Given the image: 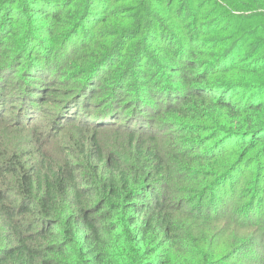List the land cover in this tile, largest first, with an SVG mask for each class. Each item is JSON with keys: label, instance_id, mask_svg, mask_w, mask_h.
I'll use <instances>...</instances> for the list:
<instances>
[{"label": "trees", "instance_id": "1", "mask_svg": "<svg viewBox=\"0 0 264 264\" xmlns=\"http://www.w3.org/2000/svg\"><path fill=\"white\" fill-rule=\"evenodd\" d=\"M202 15L193 0H0V108L14 89L25 101L20 123H0L32 129L36 144L18 152L0 143V264H232L172 195L162 150L147 145L140 100L165 96L153 71L185 83L166 119L194 134L193 148L206 141L196 130L209 126L214 152L193 156L195 179H215L233 153L264 149V84L218 77L263 73L264 30L230 16L226 28L205 33ZM84 26V40L70 45ZM248 32L255 42L243 58ZM37 35L51 49L35 52ZM59 50L58 67L34 68L32 58ZM10 68L17 80L4 74ZM66 128L67 144H58ZM111 129L126 139L111 144Z\"/></svg>", "mask_w": 264, "mask_h": 264}, {"label": "rangeland", "instance_id": "2", "mask_svg": "<svg viewBox=\"0 0 264 264\" xmlns=\"http://www.w3.org/2000/svg\"><path fill=\"white\" fill-rule=\"evenodd\" d=\"M193 1L199 7V12L203 14V19H201L199 24L200 26H205L203 29L205 33L214 30V28H226V25L231 22L230 16L250 18L249 20H244L245 28L250 30L258 26L257 28L264 30V0ZM251 3L257 8L251 6ZM235 6L238 9H235ZM46 23L48 22L38 21V24L35 26H38L39 29H44ZM178 26L180 25L174 26V28L176 27L177 29ZM85 31H88L86 26L81 29L78 39L70 41V45L75 42H79L80 44L84 40L83 33ZM224 33H227V31ZM249 33H246L245 36L243 35V39L245 40L244 46H246L243 58H246L250 54V51L253 50V45L251 44L255 42L253 39H248L247 34ZM225 35L220 33L217 35V38H225ZM204 38L209 37L205 36ZM210 38L214 39L216 37L212 35ZM257 38H264V35H258ZM31 47L34 48L35 52L43 50L42 53L51 49L46 37L39 35L35 36ZM62 55V50H59L52 58L50 57L51 54L42 57L40 61H36V57H34L32 58L33 66L37 70L46 67V65L48 69H53L60 64ZM48 57L49 63H46V58ZM175 67L180 68L181 62L175 64ZM52 69L50 70L52 71ZM13 70V68H10V71L7 70L4 74L6 77L10 76L17 80L20 77V72L12 73ZM54 71L59 75L57 68ZM170 71L171 69L167 70V72ZM152 73L151 77L158 81V89L164 90L165 96L159 99L160 97H156L155 95L151 101L150 99H148L149 101L147 99L143 101V98L140 99L143 104L145 103L144 112L148 118L147 123L150 126L148 131H145V133L150 134L149 136L146 135L145 138L147 145H149L148 147L151 149L158 147L162 150V155L166 160V169L170 171L168 184L172 195L182 197L183 203L188 205L191 211V224H193L197 232L207 236L208 242H206V245L214 249L217 258L226 257L227 261L229 258H232V264H262L260 261L264 259V149L260 150L262 146H257L255 151L249 152L247 155L240 154L236 157L235 153H233L232 157H228L226 161L222 162V166L218 169L219 176L215 179L205 181H201V178L195 179L193 168L196 165L192 162L193 156L200 150H203V152L207 150L210 152V155L214 152H211L208 147L209 140L205 138V133L208 131L207 127L209 126L202 125L196 130L203 141H206L203 145L193 148L190 138L194 134L189 133L181 124L177 123L170 126V121L167 123L168 119H166V117L170 116L166 106L171 103L173 104V102L178 103L183 101L182 98L177 99L180 94L178 87H181L180 85L183 82L176 81V78L171 75L162 74L164 76H161V70L159 72L153 71ZM62 74L63 71L60 72V78L63 81L66 80L64 78L69 79V76L65 77ZM218 77L221 78L219 80L226 82L235 80L237 82L246 81L253 84H264V71L262 74L247 75L245 73H235L230 78H225L223 75H218ZM142 91L146 92L145 89ZM21 93V89H14V91L9 93L10 106L0 108V110L3 109V111L1 110L0 118L6 120L7 118H14L16 121L18 120V123L21 122L20 120L25 116V112L23 111L25 110V101L22 99L19 102L15 98L21 95ZM168 94L169 97L173 94L176 97L170 100ZM11 103L13 104L11 105ZM134 110L128 111L130 112L129 117H133ZM156 111L160 112L156 114ZM40 120L43 122L40 130L45 131L47 129L44 124L46 120ZM16 121L12 120L13 123H17ZM120 122H122V119H120ZM26 128L24 126L18 128L5 122L0 123V143L7 145L9 148L16 149L18 152L24 148H33L36 146L34 143L35 137L31 131L32 129L27 130ZM105 133L111 144H114V141H117V139L121 143V140L127 137L126 135L119 136L113 129ZM69 134L70 128H66L64 135L59 137L57 143L67 144L66 142L69 139L67 136ZM152 137L156 140H153ZM54 142L56 143V140ZM232 158H236V160L232 161ZM196 182L198 184L194 185ZM203 185L206 186L202 187Z\"/></svg>", "mask_w": 264, "mask_h": 264}]
</instances>
